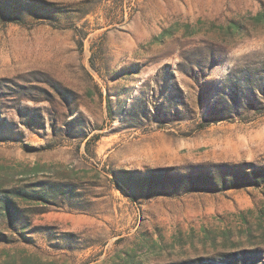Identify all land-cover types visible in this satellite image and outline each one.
<instances>
[{"label":"rangeland","instance_id":"1","mask_svg":"<svg viewBox=\"0 0 264 264\" xmlns=\"http://www.w3.org/2000/svg\"><path fill=\"white\" fill-rule=\"evenodd\" d=\"M264 0H0V264H264ZM189 181L188 179H186Z\"/></svg>","mask_w":264,"mask_h":264},{"label":"trees","instance_id":"2","mask_svg":"<svg viewBox=\"0 0 264 264\" xmlns=\"http://www.w3.org/2000/svg\"><path fill=\"white\" fill-rule=\"evenodd\" d=\"M264 16L260 14L257 19ZM188 179L189 181H187ZM186 185L196 191H224L236 187H261L264 185V165L255 167L251 165L248 169L235 168L229 172L218 174L204 173L181 178ZM27 198L26 191L17 189L0 190V216L12 219L17 213L16 199Z\"/></svg>","mask_w":264,"mask_h":264}]
</instances>
